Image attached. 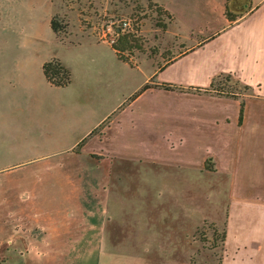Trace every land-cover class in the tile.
<instances>
[{"label":"crops","instance_id":"crops-1","mask_svg":"<svg viewBox=\"0 0 264 264\" xmlns=\"http://www.w3.org/2000/svg\"><path fill=\"white\" fill-rule=\"evenodd\" d=\"M251 3L234 21L226 17L222 28L187 45L191 48L181 57L158 65L144 82L154 77V84H171L173 89L155 85L133 97L139 91L134 87L121 98L113 68L122 59L100 34L83 37L92 38L94 51L106 55L78 58L73 65L62 61L72 74L65 87H70L75 102L58 107L56 112L65 114L66 122L48 134L76 147L81 143L78 153L99 167L58 174L44 230L50 263L72 255L73 237L114 241L125 234L127 224L134 234L135 211L147 216L149 223L159 212V221H165L163 233L172 216L191 222L193 232L216 216L199 211L214 200L215 207L226 209L222 264H264V0H246L245 6ZM80 41L76 40L78 45ZM99 61H111V70L97 73L92 67ZM45 62L37 63L39 71L34 72L31 60L16 61L12 92L34 95L35 73L39 83L60 87L45 76ZM225 75L238 77L256 92L242 100V121V101L212 93L217 91L212 88L214 80ZM4 92L0 89V96ZM103 93L108 104L90 103L102 101ZM22 207L27 216L21 222L28 226L29 219L36 218V202L26 201ZM21 250L33 254L37 247L26 243Z\"/></svg>","mask_w":264,"mask_h":264},{"label":"rangeland","instance_id":"rangeland-1","mask_svg":"<svg viewBox=\"0 0 264 264\" xmlns=\"http://www.w3.org/2000/svg\"><path fill=\"white\" fill-rule=\"evenodd\" d=\"M158 1L161 4L155 0H0V89L5 91L0 96V264H222L226 209L215 207L214 200L199 211L201 215L210 212L216 216L209 217L193 232L191 222L182 223L183 217L172 216L167 220L168 232L163 233L160 228L165 221H159L158 210L151 223L141 211H135L134 234L127 224L125 234L114 241L73 237L74 252L70 257L57 263L47 260L44 230L58 174L99 166L91 165L78 153L81 145L76 147L66 138L48 134L53 126L60 128L66 122V115L56 110L69 101L75 102L70 87L41 84L35 73L32 79L37 82V92L31 96L17 95L12 92L17 84L15 62L31 60L35 68L37 63L53 57L73 65L78 58L106 55L94 51L95 47L89 44L92 38L83 34L101 35L108 26L123 27L116 41L133 64L123 60L114 63L122 98L126 90L134 87L140 90L158 65L181 57L191 48L187 45L209 36L226 23L228 0ZM245 3L246 0H230V15L237 18L248 11L252 3L247 7ZM54 16L68 24L66 34L52 30L50 20ZM124 21L130 23L126 28ZM76 40H81L82 45ZM111 63L99 61L92 68L106 74ZM36 71L39 70L35 68ZM101 80L100 88L105 91V80ZM214 88L217 91L213 94L245 102L256 95L236 76L220 77ZM102 97V101L98 97L100 100L90 103L108 104L104 93ZM210 168L215 170L213 165ZM29 200H35L38 212L25 226L21 221L27 215L22 205ZM26 243L37 247V252H23L22 245Z\"/></svg>","mask_w":264,"mask_h":264},{"label":"trees","instance_id":"trees-1","mask_svg":"<svg viewBox=\"0 0 264 264\" xmlns=\"http://www.w3.org/2000/svg\"><path fill=\"white\" fill-rule=\"evenodd\" d=\"M228 3H229V0L227 1V4H226L225 15L229 19V21L232 22L236 18H235V16L230 15V13L228 11V8H229ZM57 19H58L57 16H54L50 20V25H51L52 30L57 34H62V33L66 34L68 32L67 31L68 24L65 23L64 21H59ZM113 47L116 49L117 54L120 57V59H122L126 62H129L130 64H133L132 61L127 56H125L123 54L124 48L119 47L118 43L114 44ZM43 70H44V73H45V76L47 77V79L52 84H54L55 86L65 87V86H68L71 82V79H72L71 71L63 64V62L60 59H53V60L45 62L43 65ZM228 76H230V75H228ZM218 79L214 80V82L212 84V88H214L216 86ZM155 85L156 84H154V77H152L151 81L144 84L143 87L133 95V97L137 96L140 92L147 90L148 88L154 87ZM156 86H161V87L166 88V89L175 88V86H172L171 84H167V83L157 84ZM246 87L251 89V87L249 85H246ZM197 90L200 91L202 89L198 88ZM204 90L210 91V88H206ZM244 105H245V103H244V101H242L241 102V108H240V120L241 121H242V116H243V112H244ZM79 145H81V143ZM225 240H226V232L223 233V241H225Z\"/></svg>","mask_w":264,"mask_h":264},{"label":"built area","instance_id":"built-area-1","mask_svg":"<svg viewBox=\"0 0 264 264\" xmlns=\"http://www.w3.org/2000/svg\"><path fill=\"white\" fill-rule=\"evenodd\" d=\"M129 22H127V21H124L123 22V26H125V28L127 27V26H129ZM123 31V27H118L117 29H115L113 26H108V28H107V30L105 31H103L102 33H101V38L103 39V40H106V41H108L109 43H111L112 45H114V44H116L117 43V41H116V36L118 35V34H121V32Z\"/></svg>","mask_w":264,"mask_h":264}]
</instances>
